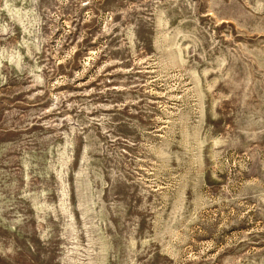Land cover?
Here are the masks:
<instances>
[{"label": "rangeland", "instance_id": "obj_1", "mask_svg": "<svg viewBox=\"0 0 264 264\" xmlns=\"http://www.w3.org/2000/svg\"><path fill=\"white\" fill-rule=\"evenodd\" d=\"M0 264H264V0H0Z\"/></svg>", "mask_w": 264, "mask_h": 264}]
</instances>
